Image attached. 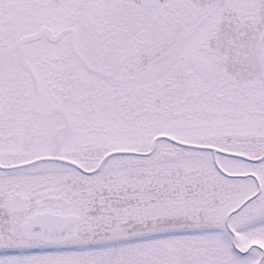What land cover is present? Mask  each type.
<instances>
[{"label":"snow or ice","instance_id":"6c2138e0","mask_svg":"<svg viewBox=\"0 0 264 264\" xmlns=\"http://www.w3.org/2000/svg\"><path fill=\"white\" fill-rule=\"evenodd\" d=\"M0 264H264V0H0Z\"/></svg>","mask_w":264,"mask_h":264}]
</instances>
